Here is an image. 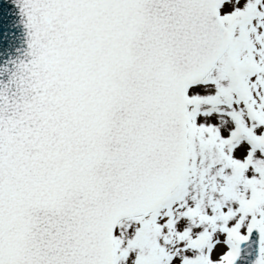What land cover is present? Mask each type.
I'll use <instances>...</instances> for the list:
<instances>
[{"label":"snow or ice","instance_id":"6c2138e0","mask_svg":"<svg viewBox=\"0 0 264 264\" xmlns=\"http://www.w3.org/2000/svg\"><path fill=\"white\" fill-rule=\"evenodd\" d=\"M0 264H264V0H0Z\"/></svg>","mask_w":264,"mask_h":264}]
</instances>
